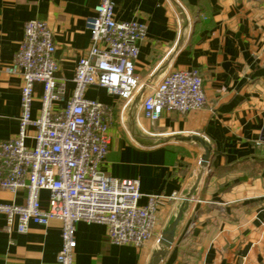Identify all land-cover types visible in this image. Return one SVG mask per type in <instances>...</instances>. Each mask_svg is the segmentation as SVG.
Listing matches in <instances>:
<instances>
[{"label": "crops", "instance_id": "obj_1", "mask_svg": "<svg viewBox=\"0 0 264 264\" xmlns=\"http://www.w3.org/2000/svg\"><path fill=\"white\" fill-rule=\"evenodd\" d=\"M100 0H0V141L13 138L20 117L21 79L6 74L28 21H44L53 33L63 80V109L73 93L78 58L90 45L88 19ZM119 22L146 25L138 44L135 74L157 85L171 70L196 69L208 109L184 116L164 112L151 123L137 93L127 103L99 87L84 97L114 109L110 145L101 171L140 183L139 206L158 196L153 236L142 248L113 245L107 227L75 225L74 264H150L162 231L192 181L203 154L192 142L165 141L198 135L210 145L207 170L159 264H264V0H112ZM42 86L35 85L32 118L40 109ZM136 97V98H135ZM28 134L33 136L34 129ZM32 140L27 141L31 146ZM42 207L48 193L40 192ZM24 192L0 189V203L23 204ZM0 215V264L53 262L61 247V223L30 224L24 234L5 233Z\"/></svg>", "mask_w": 264, "mask_h": 264}, {"label": "built area", "instance_id": "obj_2", "mask_svg": "<svg viewBox=\"0 0 264 264\" xmlns=\"http://www.w3.org/2000/svg\"><path fill=\"white\" fill-rule=\"evenodd\" d=\"M87 24L90 45L78 58L73 93L63 109L51 111L52 104L62 100L65 84L56 76V46L44 21L25 24L18 51L3 70L18 76L21 86L18 131L0 141V189L13 195L24 192L25 202L0 203L2 230L24 234L30 224L45 227L59 221L60 250L53 262L44 264H74L79 222L105 225L110 244L137 249L151 240L156 224L160 197L148 196L141 207L137 179H117L101 171L115 113L112 107L84 97L87 88L99 87L125 105L134 98L145 85L134 71L146 25L116 21L112 0H100ZM36 84L42 86V95L39 113L32 118ZM147 89L141 109L151 123L164 112L184 116L210 107L196 69L171 70ZM29 129H34L33 136ZM42 191L48 193L46 208L39 199Z\"/></svg>", "mask_w": 264, "mask_h": 264}, {"label": "water", "instance_id": "obj_3", "mask_svg": "<svg viewBox=\"0 0 264 264\" xmlns=\"http://www.w3.org/2000/svg\"><path fill=\"white\" fill-rule=\"evenodd\" d=\"M147 84L148 83H146L140 89L139 93L137 94V98L138 96H141L143 94ZM170 140H174L177 142L196 143L203 150V154L200 158L198 169L192 181L188 185L187 191L183 195H181V197H179V203L175 209L172 219L161 233V236L158 241V247L151 258L150 264H159L160 259L165 253V250L170 247V245H172V243L174 242L178 227L180 226L183 216L188 210L190 203L194 200V196L198 190L199 184L207 170V165L211 154V148L209 143L204 138L198 135H174L168 137L165 141L167 142Z\"/></svg>", "mask_w": 264, "mask_h": 264}]
</instances>
